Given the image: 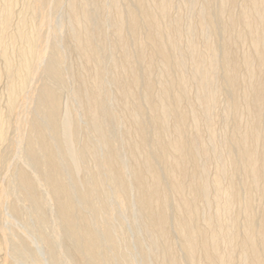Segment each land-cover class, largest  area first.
Instances as JSON below:
<instances>
[{
    "label": "bare ground",
    "instance_id": "1",
    "mask_svg": "<svg viewBox=\"0 0 264 264\" xmlns=\"http://www.w3.org/2000/svg\"><path fill=\"white\" fill-rule=\"evenodd\" d=\"M18 2L0 264H264V0Z\"/></svg>",
    "mask_w": 264,
    "mask_h": 264
},
{
    "label": "rangeland",
    "instance_id": "2",
    "mask_svg": "<svg viewBox=\"0 0 264 264\" xmlns=\"http://www.w3.org/2000/svg\"><path fill=\"white\" fill-rule=\"evenodd\" d=\"M22 2H23V0H19V2H18V4L16 5L15 8L18 9V7H20V4H21ZM62 7H63V6H62ZM62 7H61V8H62ZM62 10H63V8L60 9L59 12H60V11L62 12ZM50 12H51V10H50ZM52 12H53V13H52ZM52 12H51L52 15L50 14V17H51V18L53 17L52 19H54V16H55L56 14L54 13L55 11L52 10ZM61 12H60V13H61ZM60 13H59V14H60ZM54 14H55V15H54ZM53 15H54V16H53ZM47 29H48V28H47ZM45 30H46V29H45ZM48 31H49V29L46 30V33H48ZM1 83H2V85H1ZM2 87H3V81L0 82V90L2 89ZM0 96H1L0 98L2 99V100H0V108H1V107H3V104H4V100H3L4 97H3L2 93H1V91H0ZM64 97H65V96H64ZM2 102H3V103H2ZM9 133H10V132H9ZM14 161H15V159L13 160V162H14ZM2 180H3V183H2ZM4 182H5L4 177L1 176V177H0V183H2V184H0V185H1L2 187L5 185ZM3 184H4V185H3ZM4 198H5V197H4ZM2 200H3V198L0 199V202H2ZM5 200H7V199L5 198V199L3 200L4 202H2V204H3V205H2V214H4L5 216L2 215V218H3V219L0 217L1 220H2V221L0 220V221H1V224H4V225H5V220H7V210H6L5 207H4V205H6V204H4V203H6ZM3 208H4V209H3ZM5 211H6V213H5ZM3 216H4V217H3ZM4 218H5V219H4ZM3 221H4V223H3ZM7 221H8V220H7ZM7 221H6V225L8 224ZM9 223H10V222H9ZM14 224H17V223L14 222ZM14 224H13V226H14ZM8 225H9V224H8ZM14 227L18 228L19 226L16 225V226H14Z\"/></svg>",
    "mask_w": 264,
    "mask_h": 264
}]
</instances>
